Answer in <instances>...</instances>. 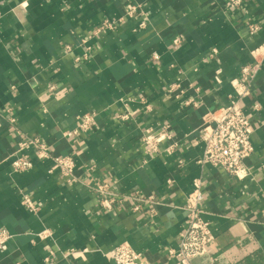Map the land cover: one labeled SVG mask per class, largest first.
Segmentation results:
<instances>
[{
	"label": "crops",
	"instance_id": "obj_1",
	"mask_svg": "<svg viewBox=\"0 0 264 264\" xmlns=\"http://www.w3.org/2000/svg\"><path fill=\"white\" fill-rule=\"evenodd\" d=\"M131 3L140 5L145 28L133 30L135 15L97 31ZM263 41L264 0L241 8L226 0H0V227L12 235L0 264H115L105 253L123 242L147 263L170 264L196 180L211 239L192 263L264 264V61L242 99L252 130L248 175L197 162L203 115L228 103L232 81ZM86 113H94L89 127L64 136ZM164 125L168 138L148 154L142 136ZM24 136L74 157L76 182L49 172L52 160L30 147L22 153L32 166L14 172ZM99 182L121 197L116 210L100 207ZM136 191L163 203L133 212L128 195Z\"/></svg>",
	"mask_w": 264,
	"mask_h": 264
},
{
	"label": "built area",
	"instance_id": "obj_2",
	"mask_svg": "<svg viewBox=\"0 0 264 264\" xmlns=\"http://www.w3.org/2000/svg\"><path fill=\"white\" fill-rule=\"evenodd\" d=\"M244 0H226L229 8H241ZM138 15L139 21L133 30H140L146 27L147 21L138 4H129L124 13L113 19H104L97 31H113L126 17H134ZM258 28L257 25L250 27V32L254 33ZM87 38L82 39L84 53L82 58L86 59L90 53L91 47L88 45ZM172 42L179 44L181 37H174ZM252 62L244 64L239 69V76L232 81L233 93L228 97L226 105L219 106L213 110H208L203 115L202 124L199 126L198 139L203 143L202 156L197 160L200 165L211 164L221 167L227 172L235 175L237 178H243L248 175V171L243 167V159L253 153V145L251 143V126L250 117L242 106V99L248 96L252 90V83L261 64L264 61V41L254 47L250 51ZM156 55L154 54V57ZM174 85L168 87V91L172 92ZM195 104L191 100L185 101V104ZM149 110V106H145ZM254 109H258V104L253 105ZM94 117V113H86L82 117L81 124L78 128L64 132V136L70 137L79 131H85ZM13 121V119H11ZM168 125H164L157 133L147 132L142 136L141 143L150 155H155L160 151L162 142L168 138L164 130ZM164 131V133H162ZM32 148L37 158H49L52 160L54 167L49 172L55 170L65 181L74 183L76 177L74 175L75 160L71 155L56 156L50 152L49 147L37 137L24 136L16 146L14 152L15 157L11 161V167L14 172H21L32 166V161L26 154L22 153L26 148ZM170 149V147H167ZM172 179H167V183H171ZM94 190L99 199L100 207L106 212L116 210L117 203L121 202V197L113 192L109 183H96ZM133 199L131 210L138 212L142 209L143 204L158 205L163 202L153 196H144L138 191L128 195ZM203 194L200 191V180L195 181V187L187 194L185 209L187 211L186 219L181 230L179 241L175 248L169 249L168 253L172 258L170 264H193L195 257L208 253L211 229L209 222L203 218V208L201 201ZM23 204L31 210L37 207L31 200L30 196L23 194ZM154 209H151L153 212ZM11 233L5 228L0 227V251L7 249V243L11 238ZM115 264H150L141 259L140 253L135 251L128 243L123 242L107 253H105Z\"/></svg>",
	"mask_w": 264,
	"mask_h": 264
}]
</instances>
